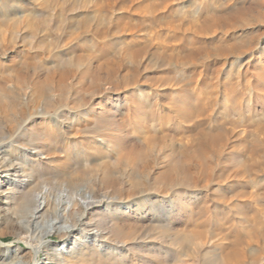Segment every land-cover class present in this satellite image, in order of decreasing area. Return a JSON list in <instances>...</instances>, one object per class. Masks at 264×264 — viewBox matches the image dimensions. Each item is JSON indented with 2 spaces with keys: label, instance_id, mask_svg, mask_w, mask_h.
Returning a JSON list of instances; mask_svg holds the SVG:
<instances>
[{
  "label": "rangeland",
  "instance_id": "rangeland-1",
  "mask_svg": "<svg viewBox=\"0 0 264 264\" xmlns=\"http://www.w3.org/2000/svg\"><path fill=\"white\" fill-rule=\"evenodd\" d=\"M0 143L52 199L70 179L161 205L120 208L128 239L94 212L125 246L83 264H264V0H0ZM11 205L14 250L42 218L26 229Z\"/></svg>",
  "mask_w": 264,
  "mask_h": 264
},
{
  "label": "bare ground",
  "instance_id": "bare-ground-1",
  "mask_svg": "<svg viewBox=\"0 0 264 264\" xmlns=\"http://www.w3.org/2000/svg\"><path fill=\"white\" fill-rule=\"evenodd\" d=\"M67 123L68 121H65V123L60 122L59 124L61 126H66ZM1 144L2 143H0V149H1ZM27 147H28L27 144L26 146H22V145L20 146V148L23 151H27ZM35 148L33 150V154L36 155L35 157L37 159L38 150ZM26 159L27 161L30 160L27 157ZM105 176L108 175L107 174L104 175L103 173L104 180L106 179L104 178ZM33 181L35 182L34 179H31V176L27 175L24 172V170H22V168L18 167L17 163L14 160L0 158V201H2L4 204L3 209L8 210L7 207L12 204L9 208H12L14 210L13 216H16V218L17 217L25 218L26 225H22V226L26 229L29 223L32 222L36 223L37 219L42 218V223L40 224L39 228L36 229L35 227V229H32L30 234L27 233L26 235L27 239L24 240L23 245H19L18 248L14 250H10L5 245L0 244V264H27V262L23 259V257L28 253H30L32 256L30 261H32L34 256L39 252H43L44 254L43 257L45 261H43L42 264H83L82 261L79 260L80 258H77L76 254L79 253L82 254V251H84V249L86 248L88 249V247L93 248L94 246H97L98 248H100L103 246L124 245V242H117V241H116L117 244L107 243L106 233H108L111 228H109V231L105 230L106 222L104 223L103 221H101V219L91 220L90 218L93 216L92 214L94 212L99 211L101 215L103 214V218L105 217V219H107L106 221L109 222L110 224L109 226L113 227L116 230V232L110 231L112 235L115 232L117 236L122 237L129 235L128 233H130L131 230L124 231V229H122L120 225L116 222L117 214L118 212H120V208H122L123 206L126 207L125 210L121 212L127 213L128 216L137 214L138 217L141 216V218H144L146 216L148 210L157 211V212L161 210L160 204H157L156 207L154 208L151 207L153 205V200L146 201L145 199L144 201H139L138 199L133 198L125 202V201L117 200L115 197L109 196L103 193L102 191H101L102 193H97L94 196H90L84 190V185H79L78 182L72 181L70 179H67L66 181L64 180L69 187L67 191L65 193L64 191H62L60 194H58V196L55 199H52L48 194V190L44 188L35 191L34 189L35 184ZM21 183H23L24 185H21ZM67 192L70 194L69 195L70 197L68 196L69 198L66 197ZM63 196L65 197L64 200H62ZM76 208H79L80 211L76 212L75 211ZM53 210L54 212L51 213V211ZM50 214H53L54 217L46 220L43 219L44 217H48V215ZM152 214L154 215V213ZM152 219H154V217ZM152 219L150 218L149 220ZM146 224H148V222ZM151 228L153 229V226H151ZM53 231H57L59 233L60 237L63 240L61 243L49 244L43 240H38L37 245L31 244L30 241L35 240L37 234H39V239H40L41 238L40 235L51 233ZM134 234H137V232H135ZM128 237L130 236H127V238L126 237L125 238L128 239ZM126 241L127 240H125V242ZM75 247L78 248L77 251L71 252L70 250ZM82 255L84 256V254ZM88 255H90V253ZM88 259L90 260V258ZM81 260L83 259L81 258ZM88 261L87 264H89ZM101 262L98 261V263Z\"/></svg>",
  "mask_w": 264,
  "mask_h": 264
}]
</instances>
